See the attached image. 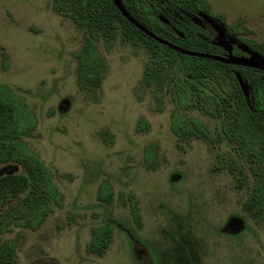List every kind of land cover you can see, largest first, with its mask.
I'll return each instance as SVG.
<instances>
[{"label":"rangeland","instance_id":"374dc122","mask_svg":"<svg viewBox=\"0 0 264 264\" xmlns=\"http://www.w3.org/2000/svg\"><path fill=\"white\" fill-rule=\"evenodd\" d=\"M51 1L0 0V84L33 119L22 140L50 169L60 204L35 228L0 232V243H15L18 264H264V218L244 208L251 172L242 159L239 184L234 151L212 139L217 120L178 102L184 72L143 83L147 50L118 35L95 40L106 69L97 88H82V32ZM205 2L237 36L264 44V0ZM177 115L206 133L176 134ZM105 180L110 203L97 198ZM101 226L111 230L99 255L89 246Z\"/></svg>","mask_w":264,"mask_h":264},{"label":"trees","instance_id":"16d2710c","mask_svg":"<svg viewBox=\"0 0 264 264\" xmlns=\"http://www.w3.org/2000/svg\"><path fill=\"white\" fill-rule=\"evenodd\" d=\"M121 1L133 18L161 38L192 50L220 54L191 37H188L189 42L173 41L169 27L155 16V0ZM165 1L173 8L187 11L206 8L205 0ZM51 8L68 16L82 32L84 45L78 60L77 80L82 88L94 90L103 78L106 64L95 48V40L99 38L110 43L120 35L124 41L145 48L149 60L144 67L142 82L147 85L155 82L162 85L164 71L176 67L181 69L185 78L177 76L175 81L178 102L196 107L217 120L212 139L229 144L234 151L235 157L231 156L229 160L230 171L236 169L240 173L237 180L241 184L240 177L245 172L243 159L251 172L252 185L244 208L255 220L264 218V71L176 52L136 28L112 0H52ZM188 33L195 34L194 31ZM241 40L264 55L263 43L253 39ZM237 75L250 86L249 102L239 88ZM22 107L20 97L8 86L0 84V166L15 162L22 167L20 172L0 177L1 233L10 231L14 226L35 228L54 204H60V195L52 182L50 169L22 140L26 129L33 124V119L27 117L26 112H21ZM193 125L194 129L177 115L172 128L181 136L203 132L196 123ZM139 126H147V122L142 120ZM155 147L152 144L150 150ZM238 156L240 159H237ZM149 161L147 159L146 162ZM244 177L247 178L246 172ZM97 198L102 202L112 201L107 180L99 185ZM131 211L138 222V212L133 208ZM110 230L109 226L93 230L89 246L91 252L103 253L109 243ZM0 264H18L16 245L10 239L0 243Z\"/></svg>","mask_w":264,"mask_h":264},{"label":"water","instance_id":"95a60500","mask_svg":"<svg viewBox=\"0 0 264 264\" xmlns=\"http://www.w3.org/2000/svg\"><path fill=\"white\" fill-rule=\"evenodd\" d=\"M112 3L115 5V7L120 11V13L129 21L131 22L136 28L141 30L143 33L148 35L150 38L156 40L160 44H163L167 46L168 48L179 52L181 54H185L188 56H195L199 58H205V59H212L214 61H218L225 64H231V65H237V66H243L248 68H253L256 70L264 71V55L258 52L257 50H254L250 48L247 44L239 40L238 38H232L230 40H227L224 36V26L220 28L219 34L217 36L216 44L220 47H222L227 53L225 55H218L208 52H200L196 50H192L189 48H185L183 46H180L178 44L169 42L160 36L156 35L155 33L148 30L144 25L139 23L135 18H133L126 8L124 7L121 0H112ZM195 20H204L208 22L213 28L216 27V21L214 18H211L209 16H200L196 17ZM161 21L163 23H167L168 21L161 17ZM233 45H236L241 51L245 52L247 55H235L232 53V47ZM237 81L240 85V88L244 94V97L249 102V92H250V86L247 85L242 79L240 75H237ZM19 164L18 163H7L5 165L0 166V177L4 175H10L17 173L19 171Z\"/></svg>","mask_w":264,"mask_h":264},{"label":"flooded vegetation","instance_id":"af4514ba","mask_svg":"<svg viewBox=\"0 0 264 264\" xmlns=\"http://www.w3.org/2000/svg\"><path fill=\"white\" fill-rule=\"evenodd\" d=\"M155 1L157 7V10H154L155 16L162 24L169 27L172 33V40L176 43H181V41L189 42L190 39L188 37H191L192 40L205 44L212 51H217L218 53H220L219 55H225L227 52L222 47L216 44L219 30L223 26L225 27L224 36L227 40H230L235 37L241 40V37L235 34L234 29L227 27L222 20L212 15L211 13H207L205 10L187 11L184 9L171 7V4L166 2L165 0ZM171 12H173V14H170ZM200 16H209L211 18H214L216 21V27L213 28L208 22L204 20H195L196 17ZM161 17H164L168 22L163 23L161 21ZM188 31H194L195 34L192 36L188 33ZM232 53L235 55H247L245 52L241 51L236 45H233Z\"/></svg>","mask_w":264,"mask_h":264}]
</instances>
